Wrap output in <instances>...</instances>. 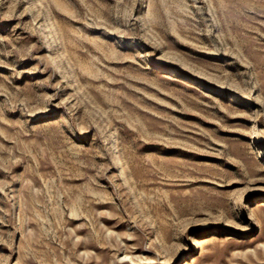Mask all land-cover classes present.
<instances>
[{
    "label": "rangeland",
    "instance_id": "rangeland-1",
    "mask_svg": "<svg viewBox=\"0 0 264 264\" xmlns=\"http://www.w3.org/2000/svg\"><path fill=\"white\" fill-rule=\"evenodd\" d=\"M0 264H264V0H0Z\"/></svg>",
    "mask_w": 264,
    "mask_h": 264
}]
</instances>
